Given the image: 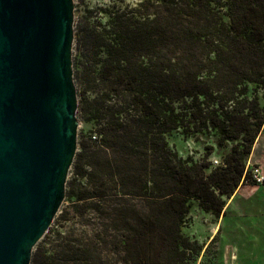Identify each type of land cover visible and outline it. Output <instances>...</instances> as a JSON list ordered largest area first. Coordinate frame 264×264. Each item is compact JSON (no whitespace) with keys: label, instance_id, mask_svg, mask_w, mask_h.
<instances>
[{"label":"trees","instance_id":"obj_1","mask_svg":"<svg viewBox=\"0 0 264 264\" xmlns=\"http://www.w3.org/2000/svg\"><path fill=\"white\" fill-rule=\"evenodd\" d=\"M111 0L74 24L81 135L30 264H188L193 202L219 218L264 127V0ZM215 137L220 165L167 136Z\"/></svg>","mask_w":264,"mask_h":264},{"label":"water","instance_id":"obj_2","mask_svg":"<svg viewBox=\"0 0 264 264\" xmlns=\"http://www.w3.org/2000/svg\"><path fill=\"white\" fill-rule=\"evenodd\" d=\"M74 0H0V264H30L77 152Z\"/></svg>","mask_w":264,"mask_h":264},{"label":"rangeland","instance_id":"obj_3","mask_svg":"<svg viewBox=\"0 0 264 264\" xmlns=\"http://www.w3.org/2000/svg\"><path fill=\"white\" fill-rule=\"evenodd\" d=\"M111 0H74V24L85 14L87 9H95L108 4ZM138 0H126L125 3H136ZM73 64L76 55L73 44ZM73 65V80L77 92L79 105L80 88L75 79ZM78 120L77 143L81 135L86 134L92 128L90 123L83 121L76 113ZM215 137H186L180 131L172 132L167 136L169 147L176 151L183 159L192 158L199 161L204 158L206 147H214L213 154L209 157L212 166L220 165L227 148H219ZM78 147V145H77ZM218 162L219 164H216ZM251 177L260 175L264 177V165L249 163ZM258 168H261L260 172ZM261 173V174H260ZM70 175H68L69 179ZM257 183V182H256ZM256 184H243L227 201L224 213L216 218L208 212H204L197 202H193L190 214L182 232L197 245V252L188 257V264H227L230 257H243L246 260L257 259L263 261L264 257V195H261L263 185L256 188ZM237 195V196H236ZM225 217L224 223L222 218ZM227 238H223L226 234ZM223 234V235H222ZM232 264V262H231Z\"/></svg>","mask_w":264,"mask_h":264},{"label":"crops","instance_id":"obj_4","mask_svg":"<svg viewBox=\"0 0 264 264\" xmlns=\"http://www.w3.org/2000/svg\"><path fill=\"white\" fill-rule=\"evenodd\" d=\"M249 163L252 164V163H255V164H261V165H264V127L261 131V133L259 134L254 146H253V149H252V153L250 155V158H249ZM261 168H258V171L260 172ZM261 174V173H260ZM259 187V186H256V188ZM263 191L261 192V195H264V188L262 189ZM237 196V195H236ZM226 218L223 217L222 218V221H221V224L222 222L224 223V220ZM226 234H222L223 235V238H227V231H225ZM227 264H264V257H263V261L259 262V260L257 259H254V260H246L244 259L243 257H237L236 260L234 261H231L230 260V257L227 259Z\"/></svg>","mask_w":264,"mask_h":264},{"label":"built area","instance_id":"obj_5","mask_svg":"<svg viewBox=\"0 0 264 264\" xmlns=\"http://www.w3.org/2000/svg\"><path fill=\"white\" fill-rule=\"evenodd\" d=\"M216 164H219L218 162H216ZM254 179H255V183L257 186L263 185L264 183V177L260 176V175H254ZM236 260L235 257L232 258V261Z\"/></svg>","mask_w":264,"mask_h":264}]
</instances>
